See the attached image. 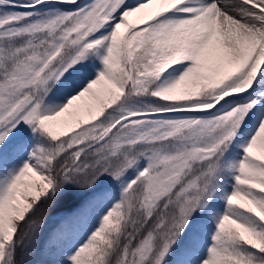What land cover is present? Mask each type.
<instances>
[{"label": "snow or ice", "instance_id": "obj_1", "mask_svg": "<svg viewBox=\"0 0 264 264\" xmlns=\"http://www.w3.org/2000/svg\"><path fill=\"white\" fill-rule=\"evenodd\" d=\"M0 264H264V0H0Z\"/></svg>", "mask_w": 264, "mask_h": 264}, {"label": "trees", "instance_id": "obj_2", "mask_svg": "<svg viewBox=\"0 0 264 264\" xmlns=\"http://www.w3.org/2000/svg\"><path fill=\"white\" fill-rule=\"evenodd\" d=\"M31 259L35 260V259H38V257H31Z\"/></svg>", "mask_w": 264, "mask_h": 264}]
</instances>
